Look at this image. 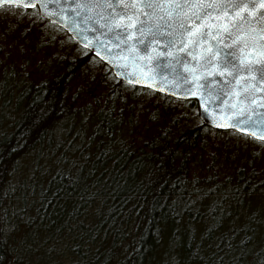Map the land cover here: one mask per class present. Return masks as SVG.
Wrapping results in <instances>:
<instances>
[{"label": "trees", "instance_id": "1", "mask_svg": "<svg viewBox=\"0 0 264 264\" xmlns=\"http://www.w3.org/2000/svg\"><path fill=\"white\" fill-rule=\"evenodd\" d=\"M0 264H264V141L1 6Z\"/></svg>", "mask_w": 264, "mask_h": 264}, {"label": "water", "instance_id": "2", "mask_svg": "<svg viewBox=\"0 0 264 264\" xmlns=\"http://www.w3.org/2000/svg\"><path fill=\"white\" fill-rule=\"evenodd\" d=\"M261 4L264 0H0V7H36L117 79L193 99L209 127L264 141Z\"/></svg>", "mask_w": 264, "mask_h": 264}, {"label": "snow or ice", "instance_id": "3", "mask_svg": "<svg viewBox=\"0 0 264 264\" xmlns=\"http://www.w3.org/2000/svg\"><path fill=\"white\" fill-rule=\"evenodd\" d=\"M152 5H148V7H151ZM255 6V5H254ZM261 7H264V4H261L260 5ZM228 55H230V54H228ZM259 71L261 72V76H262V78H264V68H262V69H259Z\"/></svg>", "mask_w": 264, "mask_h": 264}]
</instances>
